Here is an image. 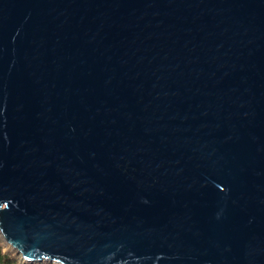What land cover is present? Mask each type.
Masks as SVG:
<instances>
[{
    "label": "water",
    "instance_id": "obj_1",
    "mask_svg": "<svg viewBox=\"0 0 264 264\" xmlns=\"http://www.w3.org/2000/svg\"><path fill=\"white\" fill-rule=\"evenodd\" d=\"M0 236L264 264V0H0Z\"/></svg>",
    "mask_w": 264,
    "mask_h": 264
},
{
    "label": "trees",
    "instance_id": "obj_2",
    "mask_svg": "<svg viewBox=\"0 0 264 264\" xmlns=\"http://www.w3.org/2000/svg\"><path fill=\"white\" fill-rule=\"evenodd\" d=\"M0 264H57L54 262L41 260V261H27L21 259L18 253L3 251L2 245L0 244Z\"/></svg>",
    "mask_w": 264,
    "mask_h": 264
},
{
    "label": "rangeland",
    "instance_id": "obj_3",
    "mask_svg": "<svg viewBox=\"0 0 264 264\" xmlns=\"http://www.w3.org/2000/svg\"><path fill=\"white\" fill-rule=\"evenodd\" d=\"M0 244L2 245L3 251H8V252L14 253V250L4 242V240L2 239L1 236H0Z\"/></svg>",
    "mask_w": 264,
    "mask_h": 264
}]
</instances>
